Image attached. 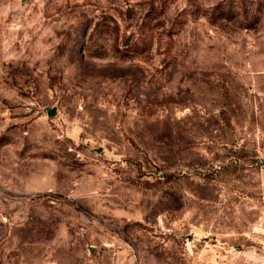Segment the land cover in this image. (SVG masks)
Returning a JSON list of instances; mask_svg holds the SVG:
<instances>
[{
  "label": "rangeland",
  "instance_id": "374dc122",
  "mask_svg": "<svg viewBox=\"0 0 264 264\" xmlns=\"http://www.w3.org/2000/svg\"><path fill=\"white\" fill-rule=\"evenodd\" d=\"M264 256V0H0V264Z\"/></svg>",
  "mask_w": 264,
  "mask_h": 264
},
{
  "label": "built area",
  "instance_id": "2783aa9c",
  "mask_svg": "<svg viewBox=\"0 0 264 264\" xmlns=\"http://www.w3.org/2000/svg\"><path fill=\"white\" fill-rule=\"evenodd\" d=\"M242 264H264V256H258Z\"/></svg>",
  "mask_w": 264,
  "mask_h": 264
}]
</instances>
